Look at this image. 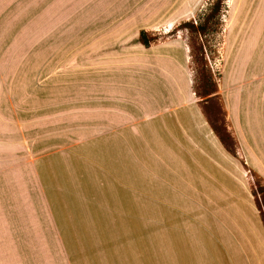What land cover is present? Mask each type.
Returning <instances> with one entry per match:
<instances>
[{
    "label": "rangeland",
    "instance_id": "1",
    "mask_svg": "<svg viewBox=\"0 0 264 264\" xmlns=\"http://www.w3.org/2000/svg\"><path fill=\"white\" fill-rule=\"evenodd\" d=\"M257 1L233 0L232 8L257 11ZM229 2L202 0L195 18L170 34H135L116 19L48 18L38 9L19 27L4 28L0 42L15 48L0 49V264H156V234L172 228L156 219L177 215L159 209L165 187L155 162L147 178L134 175L124 135L135 143L137 131L107 128L98 108L107 89L101 79L110 72L151 79L162 73L153 62L166 58L154 46L183 40L197 104L234 151L223 95L243 91L242 104L250 112L259 105L264 121V33L261 63L254 64L257 35L225 33ZM248 175L264 217L263 179Z\"/></svg>",
    "mask_w": 264,
    "mask_h": 264
},
{
    "label": "crops",
    "instance_id": "2",
    "mask_svg": "<svg viewBox=\"0 0 264 264\" xmlns=\"http://www.w3.org/2000/svg\"><path fill=\"white\" fill-rule=\"evenodd\" d=\"M257 2V11H248L246 5L233 9L230 0L225 24L226 35H257L251 47L254 64L261 63L260 40L264 33V0ZM201 3L202 0H0V34L8 26L19 27L22 17L36 16L38 10L48 18L92 17L98 19V25L101 18L116 19L117 27L135 34H170L195 18ZM112 23L109 20L108 26L112 27ZM0 43V49L15 48ZM154 48L159 53L165 50L166 58L153 62L162 73L141 80L110 72L101 79L107 89L98 108L99 113L108 115L109 130L137 131L134 144L124 135L126 149L130 144L134 154V175L147 178L148 165L155 162L156 177L165 187L162 193L158 191L159 209L172 210L177 215L167 222L162 217L156 219L158 227L172 228L168 233L156 234L155 263L264 264V217L248 179L249 172H254L264 182V121L260 106L250 112L242 104L243 91L225 92L227 129L235 143V150H230L197 104L189 75V46L176 38ZM124 161L128 172L131 168L127 153ZM130 176L125 174L126 178ZM125 184L129 185L127 180ZM138 192H143L142 188Z\"/></svg>",
    "mask_w": 264,
    "mask_h": 264
},
{
    "label": "trees",
    "instance_id": "3",
    "mask_svg": "<svg viewBox=\"0 0 264 264\" xmlns=\"http://www.w3.org/2000/svg\"><path fill=\"white\" fill-rule=\"evenodd\" d=\"M144 35H145V34L142 33V39L144 40V44H145V45H148V41L145 39V36H144ZM214 93H216V92H214Z\"/></svg>",
    "mask_w": 264,
    "mask_h": 264
}]
</instances>
